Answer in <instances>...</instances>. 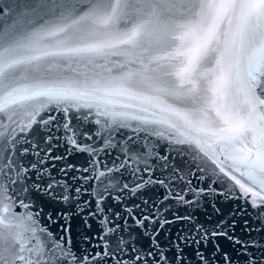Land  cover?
I'll return each instance as SVG.
<instances>
[{"label": "snow or ice", "instance_id": "obj_1", "mask_svg": "<svg viewBox=\"0 0 264 264\" xmlns=\"http://www.w3.org/2000/svg\"><path fill=\"white\" fill-rule=\"evenodd\" d=\"M157 142L187 156L189 175L209 180L207 190L192 188L154 151ZM113 150L109 167L99 157ZM77 153L86 167L68 161ZM122 169L147 178L117 188L113 174ZM180 182L186 188L174 191ZM212 184L250 204L264 224V0H0V264H186L192 245L200 264H210L200 251L209 236L241 245L245 264H264V243L237 239L219 223L170 242L171 260L158 231L145 230L146 249L135 243L133 227L172 223L166 201L192 205L186 195H214ZM155 185L164 195L135 205L140 215L128 207L109 215L113 189L135 196ZM85 192L94 209L80 201ZM42 201L76 211L54 216ZM86 208L82 226L98 222L101 250L80 254L71 217ZM58 219L62 234L48 226Z\"/></svg>", "mask_w": 264, "mask_h": 264}, {"label": "water", "instance_id": "obj_2", "mask_svg": "<svg viewBox=\"0 0 264 264\" xmlns=\"http://www.w3.org/2000/svg\"><path fill=\"white\" fill-rule=\"evenodd\" d=\"M35 131V128L33 129ZM29 137L32 136L30 132ZM44 135V133H41ZM57 136H62L63 133H56ZM116 139L120 140V134H116ZM62 143V141H61ZM64 147L58 148L53 154L63 153L65 151ZM138 147V146H137ZM140 151L143 152L144 149L140 148ZM160 156L167 155L169 157V161L173 166H176L180 169V173L186 175L187 179L192 181V188H204L207 190L209 185V180L205 179L200 181L196 179L195 176L189 175L191 172H195V164L187 157L180 156L176 152L169 149V147L164 143L157 142V145L154 149ZM119 154L116 150L112 151L111 156L101 155L99 159L104 163H107L109 167L112 166L113 160L115 156ZM87 157L85 154L77 153L76 155L69 156L68 161L75 163L77 166L86 167L87 166ZM121 159L123 156L121 154ZM151 163H155V160L150 161ZM187 162V163H185ZM56 163H65L64 161H57ZM119 163V161H117ZM164 163V161H161ZM102 166V165H101ZM143 168V165L140 166ZM171 169H165V174ZM53 172L55 170L53 169ZM122 173V174H121ZM178 173V175L180 174ZM77 176L80 173H75ZM71 173L69 177L66 179L71 182ZM84 175H88L85 173ZM154 176L160 175L159 168L153 174ZM201 175L200 173H196V176ZM113 176L119 180L117 184V188H119L123 183H128L130 187L134 186L136 183L140 182V177L147 178V173L138 172L133 173L129 169H122L121 172L114 173ZM82 182V181H81ZM93 184V181H88L84 183V187L91 191L90 185ZM76 185L74 184L73 187ZM212 188L216 189V194H203L200 196L198 200L195 199L193 194L189 192L186 195V199L194 200L195 203L192 205H183L177 204L174 200L166 201L167 204L170 205L168 211L164 212V217L168 220L172 221V223L166 224L164 228H159V223L151 224L149 222H145V228L133 227L130 229L133 235L136 236L135 243L139 246L142 245L145 249L149 244V237L145 235V230L148 233H154L158 231V235L156 236L157 241L160 246L165 250V255L171 260L173 258V253L175 252V248L172 247L170 242H179L177 241L178 236H187L193 234L195 230V226L197 224L203 225L205 228L211 230L218 223L221 224L222 228L227 229L230 235L233 237L240 239L242 241H252L256 240L259 243H264V224L261 223L260 220L256 219L257 210L253 209L250 204L245 203L243 200L233 199V198H225L224 195L219 194L223 191L222 187L219 184H212ZM186 188V183H174V191L175 190H183ZM164 189L159 185L146 187L144 190L138 192L135 196L131 195L127 189L124 191H117L113 189L111 195L107 197L105 202L106 208L111 209V216L113 213L120 212L124 213L126 207L133 208L136 211L137 215H140V210L135 209V205L139 204L142 208L144 205L142 203L143 199H148L151 201H158L164 195ZM114 196L121 197V201L117 202L113 199ZM87 200L89 202L90 208L94 209L95 200L89 195L88 192H85L81 197L80 201ZM44 209L46 212H51L54 216L59 213H68L75 212V204H63L59 201L57 202H44ZM163 207V206H161ZM89 211V208L85 209V213L74 215L71 217V223L73 227L70 230V238L72 241V247L77 250L78 253L84 254L86 252L94 253L98 250L95 247L99 243V235L100 228L98 222L90 221L93 224L91 229L83 227L81 222V216L86 215ZM145 215H148L149 212L147 210L144 211ZM177 216H191L192 220H181L176 219ZM45 222L47 223V218L45 217ZM62 220H57L56 224H49V228L51 231L56 232L58 234H62V230L58 228V224L62 223ZM131 223V221H130ZM255 229V230H254ZM219 231L220 229H216ZM127 235V233H125ZM87 237V238H85ZM219 245L220 251L215 252L213 255L214 248ZM195 245H192L190 248L186 249L187 253V261L190 264H200V261L191 253V248H194ZM200 251L204 253V255L209 259L210 264H245L247 256L244 254V249L241 245H233V243L227 240L224 237H216L212 238L209 236L208 243L201 242ZM224 253H227L228 261L226 262L224 259Z\"/></svg>", "mask_w": 264, "mask_h": 264}]
</instances>
